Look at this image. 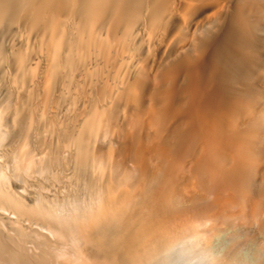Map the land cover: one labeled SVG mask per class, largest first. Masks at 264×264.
Segmentation results:
<instances>
[{
  "label": "bare ground",
  "instance_id": "1",
  "mask_svg": "<svg viewBox=\"0 0 264 264\" xmlns=\"http://www.w3.org/2000/svg\"><path fill=\"white\" fill-rule=\"evenodd\" d=\"M219 217L264 233V0H0V264H175Z\"/></svg>",
  "mask_w": 264,
  "mask_h": 264
},
{
  "label": "rangeland",
  "instance_id": "2",
  "mask_svg": "<svg viewBox=\"0 0 264 264\" xmlns=\"http://www.w3.org/2000/svg\"><path fill=\"white\" fill-rule=\"evenodd\" d=\"M200 199L186 197L183 201L185 213L195 211ZM239 211L238 208L233 211ZM218 231L207 243L206 254L196 248L185 251L184 258L178 257L175 264H204L207 258L222 264H264V233L258 228L256 220L252 218H220ZM211 225L214 220H208ZM236 222H243L241 224ZM209 250V251H208ZM244 255V256H243ZM209 256V257H208Z\"/></svg>",
  "mask_w": 264,
  "mask_h": 264
}]
</instances>
